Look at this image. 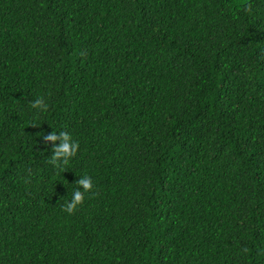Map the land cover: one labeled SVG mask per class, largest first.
Here are the masks:
<instances>
[{"label":"trees","instance_id":"1","mask_svg":"<svg viewBox=\"0 0 264 264\" xmlns=\"http://www.w3.org/2000/svg\"><path fill=\"white\" fill-rule=\"evenodd\" d=\"M0 264H264V0H0Z\"/></svg>","mask_w":264,"mask_h":264},{"label":"clouds","instance_id":"2","mask_svg":"<svg viewBox=\"0 0 264 264\" xmlns=\"http://www.w3.org/2000/svg\"><path fill=\"white\" fill-rule=\"evenodd\" d=\"M48 105L45 100L41 98L35 99L31 103V108L37 112H43L47 109ZM46 139L53 142L54 147L51 149L53 152L52 162L54 165L67 164L68 160L74 157L79 149V142L73 141L70 133L67 132H52ZM60 140V144L55 146V142ZM76 183L82 190H75L72 200L67 204L66 211L71 214L78 204L83 202V192L90 191L93 187L90 177L79 178Z\"/></svg>","mask_w":264,"mask_h":264}]
</instances>
